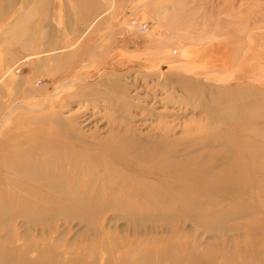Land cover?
Listing matches in <instances>:
<instances>
[{
  "label": "rangeland",
  "instance_id": "rangeland-1",
  "mask_svg": "<svg viewBox=\"0 0 264 264\" xmlns=\"http://www.w3.org/2000/svg\"><path fill=\"white\" fill-rule=\"evenodd\" d=\"M12 4L0 20L4 262L264 264V0ZM248 99L241 116L227 109ZM54 117L89 154H114L99 143L128 129L164 142L152 154L166 168L142 172L163 196L129 199L99 166L21 170Z\"/></svg>",
  "mask_w": 264,
  "mask_h": 264
},
{
  "label": "bare ground",
  "instance_id": "bare-ground-1",
  "mask_svg": "<svg viewBox=\"0 0 264 264\" xmlns=\"http://www.w3.org/2000/svg\"><path fill=\"white\" fill-rule=\"evenodd\" d=\"M12 2H14V0H0V20L5 16L4 13L6 9L8 11L12 8ZM23 19L25 20V18ZM23 24V22H20L21 26ZM15 34L16 31L12 30L11 36L13 38H19V35L16 37ZM242 102L243 103L238 102V104L234 106L228 104L227 109L232 108L231 111L234 112V115L241 116L247 109H254L250 108V106H257L258 103L253 100L251 102L250 100H244ZM247 102L250 105L246 106L245 104H247ZM61 119L59 117L52 118L51 121L55 125V127L53 126V131H50L51 134L48 135L49 137L46 140L44 139L45 142L44 140H42L43 142L38 141L39 143L36 149L39 153L26 154L29 162L28 165L20 164L19 168L21 170H26L27 173L37 176L38 178H52L55 173H53V171L45 172L46 169H68L71 170V175H79L85 170L91 172L96 166H99L103 168L104 178L109 182L110 186L116 187L115 189L118 190L127 189V191L130 192L128 196L129 199L139 201L158 200L163 196V191H158L154 188V183L151 185V182L146 181V177L143 173L145 171L154 172L157 168H163V170L166 168L165 161H163V164H158L159 166L157 167L156 163L160 160V158H158L160 154H152L157 147L165 145L164 142H158L153 138L154 136L140 135L135 130L128 129V133L120 134L114 132L109 140H104L99 143L104 150L112 153L114 152V154H89V152H83V147L88 145L78 128L68 122L64 123ZM127 158L136 160L137 164H127L126 161L123 163ZM175 158L176 155H173L172 159ZM172 162L174 161L172 160ZM174 163L176 164L177 162ZM39 166L43 170H36ZM228 167L226 168L234 173L236 171L234 168L237 167V165L235 163L232 165L231 163ZM173 168L176 170L177 164L173 166ZM163 170L160 169L156 171ZM66 180L69 181V179H65V181ZM169 181L170 180H168V182ZM164 182L165 181L161 182L162 187ZM113 183H115L116 186H114ZM164 196H166V194H164ZM99 197L100 195H97L96 199L98 200ZM87 201L89 200L74 195L71 197L70 205H85L88 203ZM0 264H6V261L4 262L3 253L0 254Z\"/></svg>",
  "mask_w": 264,
  "mask_h": 264
}]
</instances>
